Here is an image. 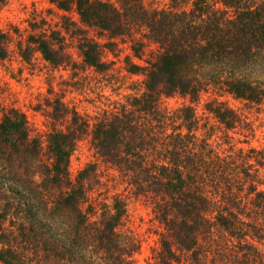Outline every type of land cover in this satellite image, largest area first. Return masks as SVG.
I'll return each mask as SVG.
<instances>
[{
	"label": "trees",
	"instance_id": "trees-1",
	"mask_svg": "<svg viewBox=\"0 0 264 264\" xmlns=\"http://www.w3.org/2000/svg\"><path fill=\"white\" fill-rule=\"evenodd\" d=\"M50 1L64 12L63 29L33 28L18 42L25 61L39 52L53 67L69 63L65 33L75 35L84 64L98 72L110 68L104 53L120 39L138 58L148 42L158 51L146 65L127 59L129 72L145 76L141 93L92 122L73 111L66 130H51L45 146L25 112L1 110L0 166L12 183L0 185V261L136 264L140 245L125 224L127 197L98 190L105 184L97 162L71 174L77 143L90 134L101 162L152 203L163 227L156 264H264V148L220 152L211 133L198 134L191 104L172 112L163 105L175 94L199 101L214 87L241 100L264 99V0H194L190 10L151 9L143 0ZM11 37L0 31V60ZM205 107L224 130L247 122L218 98ZM70 113L56 100L51 117Z\"/></svg>",
	"mask_w": 264,
	"mask_h": 264
},
{
	"label": "rangeland",
	"instance_id": "rangeland-1",
	"mask_svg": "<svg viewBox=\"0 0 264 264\" xmlns=\"http://www.w3.org/2000/svg\"><path fill=\"white\" fill-rule=\"evenodd\" d=\"M143 1L151 9L190 10L194 0ZM63 14L50 0L0 1V31L12 35L9 55L0 60V112L9 107H17L25 112L33 133L42 138L44 146L51 130H66L73 111L92 122L97 116L121 108L132 95L141 93L145 76L129 72L127 59L129 57L138 64L146 65L145 59L153 58L158 51L156 43L148 42L142 57L138 58L133 56L128 39H120L117 46L112 50L106 49L104 53V60L109 63L110 68L105 72H98L84 64L75 35L65 33L67 49L72 59L69 63L53 67L39 52L33 55L31 61H25L18 51V42H24L33 28L38 31L63 29ZM67 15L71 21L79 20L74 10ZM90 34H95V31L90 30ZM258 74L261 77L264 75V65H259ZM215 98L238 110L247 124L228 131L222 129L205 107L207 101ZM56 100H61L71 112L60 120L51 117ZM188 104L194 107L200 120L198 134L204 136L211 133L208 139L216 150L227 152L232 148L235 151L241 148H264V99L258 103L241 100L215 87L203 92L199 101L195 102L180 94L163 98V105L170 112ZM207 124L209 125L206 126ZM91 142L90 134L83 135L78 141L70 161L72 176H76L87 163H98V171L105 184L98 190L105 192L108 198L119 192L128 199L125 224L140 245L134 254L135 263L156 264L155 256L163 227L155 217L152 203L144 196L134 194L112 165L101 162ZM2 171L5 174L0 173V185L5 180H8L7 184H11L12 177L7 173L8 169L0 166V172ZM0 264L3 263L0 261Z\"/></svg>",
	"mask_w": 264,
	"mask_h": 264
}]
</instances>
